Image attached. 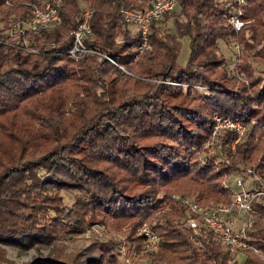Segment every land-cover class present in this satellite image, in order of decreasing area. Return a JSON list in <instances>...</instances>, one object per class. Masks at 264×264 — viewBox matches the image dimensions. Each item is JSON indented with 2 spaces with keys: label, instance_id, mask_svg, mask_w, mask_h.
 <instances>
[{
  "label": "trees",
  "instance_id": "obj_1",
  "mask_svg": "<svg viewBox=\"0 0 264 264\" xmlns=\"http://www.w3.org/2000/svg\"><path fill=\"white\" fill-rule=\"evenodd\" d=\"M27 1L0 0V22L27 15ZM81 1L63 0L59 24L27 35L38 52L6 42L0 25V261H9L6 245L52 244L94 224L127 225L124 237L140 249L136 227L147 220L159 247L138 250L134 264H259L250 248L239 262L209 229L194 233L172 193L209 206L230 200L224 174L242 164L264 178V0L241 5L247 22L237 30L227 19L233 0H179L150 23L141 49L118 8L147 0H86L94 7L87 43L99 52L76 59L67 48ZM184 36L189 53L179 63ZM234 39L242 54L230 73L219 41ZM214 113L249 121L234 149L231 130L203 146ZM62 190L74 199L65 202ZM250 240L264 252V227ZM120 242L92 236L77 251L26 264H121Z\"/></svg>",
  "mask_w": 264,
  "mask_h": 264
},
{
  "label": "built area",
  "instance_id": "obj_2",
  "mask_svg": "<svg viewBox=\"0 0 264 264\" xmlns=\"http://www.w3.org/2000/svg\"><path fill=\"white\" fill-rule=\"evenodd\" d=\"M63 0H28L29 13L19 17H11L8 21H1L3 32L7 34L6 42L15 47L30 51H39L37 45L30 44L27 35L49 29L61 21L59 11ZM236 6L228 13V22L234 29H240L247 22L243 17L242 4L247 0H233ZM145 7H135L132 4L119 5V16L124 22L132 23L141 35L139 49L148 47L147 35L150 23L159 18L165 12L173 11L179 0H147ZM94 7L90 2H80L75 24L69 29L71 43L67 48L74 58L85 56L89 51L98 50L90 47L87 39L94 36L91 18ZM5 39V38H1ZM232 47L236 63L240 60L242 50L237 40H232ZM46 47V46H44ZM101 58V56H99ZM212 134L226 125L231 126L238 138L246 128L245 124L238 119H231L222 115L215 116ZM230 178V179H229ZM224 179V184L230 188V200L226 203L203 206L191 197L178 196L172 193V197H180L187 206L186 223L191 226L194 233L199 228H207L221 243L230 247L231 250L244 249L251 246L247 240V231L253 226L256 213L260 204L264 205V178L261 177L253 166H245L244 169L231 177ZM231 179L234 186L231 184ZM138 233L143 241L139 251H156L159 247V232L147 220L138 225ZM239 251V250H238ZM193 264H208L199 261Z\"/></svg>",
  "mask_w": 264,
  "mask_h": 264
},
{
  "label": "rangeland",
  "instance_id": "obj_3",
  "mask_svg": "<svg viewBox=\"0 0 264 264\" xmlns=\"http://www.w3.org/2000/svg\"><path fill=\"white\" fill-rule=\"evenodd\" d=\"M166 26L170 31H174V26H173V22L171 18L167 20ZM130 28L134 29L131 25H130ZM179 39L181 41V49H180L177 60L179 63H184L187 60L188 53H189L188 38L184 36V37H179ZM231 42H232L231 40L230 41H224V40L219 41L220 50L223 51L227 59L226 60V64L228 67L227 71L230 73L232 71H235V66H236V61H235L236 59L234 57V52H233V47H232ZM99 56H98V59H99ZM132 89H137V87L130 86L129 90H132ZM199 91L201 92L202 89L200 88ZM217 114L225 116V117H229L231 119H238L245 124L246 128L244 129L243 133L238 138H236L237 136L236 132L233 131V129L229 125L219 128L215 134H212L213 124L216 121L215 116ZM253 120L254 119H251V121ZM248 125H249L248 120L235 118L228 114L214 113L211 128H210L211 130H210L208 138L203 142V146L210 147L214 145L215 142H217V139L220 133H223L226 130H231L234 134V137L232 138L230 142V146H231V149H234L235 142L242 139ZM249 165L253 166L250 163H245L239 166L238 170L229 171L225 173L224 179L225 178L227 179V177L229 178L230 175L232 177L236 173L241 172L245 166H249ZM231 184L232 186H234L232 179H231ZM61 193L63 195L65 202H71L74 199V192L72 191L62 190ZM252 225H253V228L247 231V234H248L247 240H249V243L251 244V246L248 248H250V250H252V252L255 253V257L259 261V264H264V252L259 247H257V245L252 240H250L252 239V232L256 226L264 227V212L262 213L260 211L256 213L254 223ZM126 229H128L127 225H124L121 230L116 231L108 227H105L104 225L94 224L91 227L89 226L86 227L85 231L81 233H62L59 236V240L53 242L52 244L38 243L30 247H12V246L6 245L4 246V249H5L6 256L8 257L10 262L9 261H0V262L7 263V264H13V263L26 264L31 259L41 258L47 255L50 256L53 253L62 254V253H72L74 251H77L78 249L84 247L87 243H89L90 238L92 236L103 238V239L112 236V237L121 239V242L119 243L120 245L118 248L119 263L134 264L131 261V259L132 257L136 255V253H138V247L133 242H130L127 239V237H124ZM136 232L138 233V225L136 227ZM238 250H232V251L235 253L234 259L240 262L243 260L245 255H247V253L246 251H243V249H238ZM143 262L148 263L149 261L148 259H144Z\"/></svg>",
  "mask_w": 264,
  "mask_h": 264
},
{
  "label": "water",
  "instance_id": "obj_4",
  "mask_svg": "<svg viewBox=\"0 0 264 264\" xmlns=\"http://www.w3.org/2000/svg\"><path fill=\"white\" fill-rule=\"evenodd\" d=\"M0 264H7V263H2V262H0Z\"/></svg>",
  "mask_w": 264,
  "mask_h": 264
}]
</instances>
